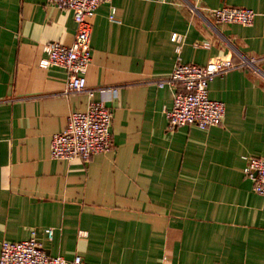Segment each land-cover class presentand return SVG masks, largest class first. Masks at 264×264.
Here are the masks:
<instances>
[{"label": "crops", "instance_id": "obj_1", "mask_svg": "<svg viewBox=\"0 0 264 264\" xmlns=\"http://www.w3.org/2000/svg\"><path fill=\"white\" fill-rule=\"evenodd\" d=\"M223 7L257 15L218 23L208 11ZM76 31L72 11L48 0H0V251L36 231L48 255L87 264H264V195L243 158L264 153V0L101 3L87 89L66 93L67 70L39 62L45 43L68 46ZM241 56L259 61L210 83L222 123L170 130L176 88L158 83L178 58ZM92 100L113 113L112 151L53 159L52 136Z\"/></svg>", "mask_w": 264, "mask_h": 264}, {"label": "built area", "instance_id": "obj_2", "mask_svg": "<svg viewBox=\"0 0 264 264\" xmlns=\"http://www.w3.org/2000/svg\"><path fill=\"white\" fill-rule=\"evenodd\" d=\"M57 9L72 11L77 31L70 45L59 42H49L42 46L44 57L39 65L42 68L51 66L63 67L67 70L66 93L81 92L87 89L86 73L92 61L90 45L92 19L101 3L111 0H48ZM115 7L111 5L110 18H114ZM218 23H240L251 25L256 12L247 7H223L209 10ZM175 42L181 41V36L172 35ZM203 46L211 47L204 42ZM180 46L177 47V52ZM259 60L244 58L235 63L228 57H216L206 65L186 64L178 58L171 73L158 85L166 83L176 88L171 107L165 108L168 128L174 130L181 126L196 125L202 129L220 125L225 116L223 102L212 99L209 94L210 83L215 77L224 75L231 70L245 66L256 67ZM90 90V96H93ZM113 113L100 100L90 101L84 111H73L68 116L66 128L52 136L50 156L53 159L72 160L75 158L88 161L96 154L112 151ZM246 165L244 173L254 181L253 189L264 195V153L258 156H244ZM48 238H52L53 229L46 230ZM85 234V232H80ZM36 231L27 240L20 242L3 241L0 251V264H87L80 255L72 259L63 256H51L46 253L42 244L36 238Z\"/></svg>", "mask_w": 264, "mask_h": 264}]
</instances>
